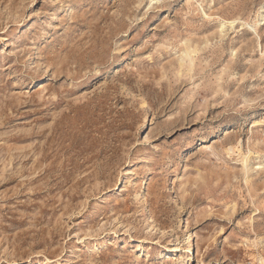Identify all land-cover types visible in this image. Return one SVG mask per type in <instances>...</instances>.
Wrapping results in <instances>:
<instances>
[{"label": "rangeland", "instance_id": "374dc122", "mask_svg": "<svg viewBox=\"0 0 264 264\" xmlns=\"http://www.w3.org/2000/svg\"><path fill=\"white\" fill-rule=\"evenodd\" d=\"M151 1L0 0V264H264V0Z\"/></svg>", "mask_w": 264, "mask_h": 264}, {"label": "bare ground", "instance_id": "6f19581e", "mask_svg": "<svg viewBox=\"0 0 264 264\" xmlns=\"http://www.w3.org/2000/svg\"><path fill=\"white\" fill-rule=\"evenodd\" d=\"M157 1H158V0H157ZM150 2H152V1L150 0ZM233 23H234V22L232 21V22L229 23V25L232 26ZM221 25H223V24H221ZM221 25H220V26H221ZM225 25H226V24H225ZM223 26H224V25H223ZM223 26H221V27H223ZM224 29H225V28H224ZM220 32H221V31H220ZM184 53H185V56H187V54H188L187 51H185Z\"/></svg>", "mask_w": 264, "mask_h": 264}]
</instances>
